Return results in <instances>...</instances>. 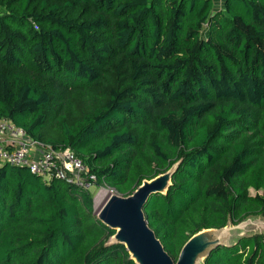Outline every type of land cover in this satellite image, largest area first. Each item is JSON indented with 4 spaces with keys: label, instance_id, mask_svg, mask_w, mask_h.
Masks as SVG:
<instances>
[{
    "label": "trees",
    "instance_id": "obj_1",
    "mask_svg": "<svg viewBox=\"0 0 264 264\" xmlns=\"http://www.w3.org/2000/svg\"><path fill=\"white\" fill-rule=\"evenodd\" d=\"M0 0V118L132 195L169 255L264 217V0ZM255 194L252 195L251 191ZM80 187L0 162V264H136ZM203 264H264V233Z\"/></svg>",
    "mask_w": 264,
    "mask_h": 264
},
{
    "label": "water",
    "instance_id": "obj_2",
    "mask_svg": "<svg viewBox=\"0 0 264 264\" xmlns=\"http://www.w3.org/2000/svg\"><path fill=\"white\" fill-rule=\"evenodd\" d=\"M177 167L152 180L143 181L128 197L112 194L97 214L104 225L116 232L109 244L124 245L136 264H203L218 247L235 245L241 238L253 235H243L232 243H224L220 233L229 225L222 229L203 230L185 244L175 261L149 226L144 207L151 196L167 194ZM241 223L230 225L237 227Z\"/></svg>",
    "mask_w": 264,
    "mask_h": 264
},
{
    "label": "built area",
    "instance_id": "obj_3",
    "mask_svg": "<svg viewBox=\"0 0 264 264\" xmlns=\"http://www.w3.org/2000/svg\"><path fill=\"white\" fill-rule=\"evenodd\" d=\"M0 162L26 167L48 181L58 179L80 188L86 179L96 181L88 166L72 150H45L38 140L6 118H0Z\"/></svg>",
    "mask_w": 264,
    "mask_h": 264
},
{
    "label": "rangeland",
    "instance_id": "obj_4",
    "mask_svg": "<svg viewBox=\"0 0 264 264\" xmlns=\"http://www.w3.org/2000/svg\"><path fill=\"white\" fill-rule=\"evenodd\" d=\"M38 142L45 148V150H50L51 148H53L49 143L43 142L41 140H38ZM82 183V189L89 191L95 198L96 214H98L100 209L104 206V204L112 194L119 195L118 192L111 187H98L97 181L89 182V179H86ZM251 193L252 195L255 194L253 190L251 191ZM258 233H264V217L251 218L250 220L241 223L237 227L229 225L226 230L222 231L220 234L221 236H223L224 243H232L240 236Z\"/></svg>",
    "mask_w": 264,
    "mask_h": 264
},
{
    "label": "crops",
    "instance_id": "obj_5",
    "mask_svg": "<svg viewBox=\"0 0 264 264\" xmlns=\"http://www.w3.org/2000/svg\"><path fill=\"white\" fill-rule=\"evenodd\" d=\"M222 5H223V3L220 2V3H218L215 7H216V9H219V8H222Z\"/></svg>",
    "mask_w": 264,
    "mask_h": 264
},
{
    "label": "clouds",
    "instance_id": "obj_6",
    "mask_svg": "<svg viewBox=\"0 0 264 264\" xmlns=\"http://www.w3.org/2000/svg\"><path fill=\"white\" fill-rule=\"evenodd\" d=\"M215 1H217V4H218V3H220V2L223 3L224 0H215Z\"/></svg>",
    "mask_w": 264,
    "mask_h": 264
}]
</instances>
